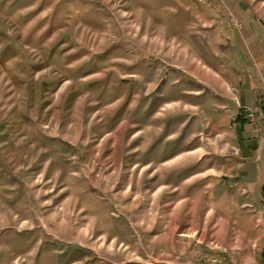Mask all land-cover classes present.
<instances>
[{"label":"rangeland","instance_id":"1","mask_svg":"<svg viewBox=\"0 0 264 264\" xmlns=\"http://www.w3.org/2000/svg\"><path fill=\"white\" fill-rule=\"evenodd\" d=\"M243 12L264 31V0H0V264L264 262V123L214 112L207 54ZM247 162L238 209L201 172Z\"/></svg>","mask_w":264,"mask_h":264},{"label":"crops","instance_id":"2","mask_svg":"<svg viewBox=\"0 0 264 264\" xmlns=\"http://www.w3.org/2000/svg\"><path fill=\"white\" fill-rule=\"evenodd\" d=\"M244 14L245 13L243 12L242 16H244L245 19L244 22L246 23V27L244 28L243 31L244 34L243 35L241 34L242 36L240 37V40L235 42L236 45L238 42L239 49L242 52L238 51L236 48L233 47L234 45L233 42L230 41L231 39L226 38V40L229 41L227 44L219 42L220 40V36H219V38H217L218 39L217 42H215L217 43L215 45L218 46L216 50L212 53L210 51L209 53L207 52L204 53V54L206 53L211 54L217 59H219L221 63L219 66H221L227 72V77H228L227 80L218 77L217 76L218 74H216L213 80L214 83H218V86L220 87H223L224 85L227 86L230 84L236 87V91L234 95L228 92L227 90L228 88L226 89L228 93L225 92V93H221V95H216L217 100L220 101L219 104L221 103V99H219L218 96H220L223 99V102L222 104L215 106L214 108L215 113L216 112L220 113L222 111L223 106H225L227 111L232 112V110L235 109L234 107L235 104L233 103L234 96H236L238 99V103H236L238 107L239 105H243V104L255 105V103H258V101L260 100V99L258 100L260 94L262 95L263 93V91L261 93L262 89L260 88L255 76L260 66H262V69L264 70V58L261 59V55H264V31L248 29L247 25L255 21L253 18H251L248 15H246L245 17ZM250 41L252 44H249ZM263 78H264V72H263ZM237 92L239 94H237ZM207 125L208 124H206L205 126ZM247 127L250 126L245 125L243 127L244 128L243 132H241L243 133L244 137H245L244 133L247 131ZM200 134H202V132H200ZM190 151L192 152L201 151V147L197 146ZM199 155L203 159L207 157L205 151L201 152ZM200 157L199 160H201ZM237 157H238L237 155L234 156V158ZM201 173L203 175H207L205 178H210L217 181L216 185L222 187L223 195L228 196L230 199L234 197L230 194L228 195L229 192L228 188H231L233 185H237V186L239 185L240 186L239 189L241 192L238 196L244 197L245 201H243L238 206V209L251 207L252 205L249 200L251 192L257 193V190L263 189L261 187V182H260L261 180L260 171L256 168L255 165H250L248 164V162L243 164V167L238 172L233 170L229 175L223 174L222 176L224 177H220V175H217V171L214 168H210L208 173L207 170H204ZM211 184L213 183L209 182L208 185L213 186ZM213 187H215V185ZM182 200L183 198L180 199L179 201ZM190 208L191 210H193L194 206L190 205ZM212 211H214L212 207L207 208L205 210L206 213L205 217L209 212Z\"/></svg>","mask_w":264,"mask_h":264},{"label":"built area","instance_id":"3","mask_svg":"<svg viewBox=\"0 0 264 264\" xmlns=\"http://www.w3.org/2000/svg\"><path fill=\"white\" fill-rule=\"evenodd\" d=\"M238 29H242V25H237ZM231 92L236 91V87H229ZM234 100L238 103V99L236 96L233 97ZM239 110L243 113V116L247 123L250 125L259 127L260 123H264V101L260 105H251V104H243L239 105Z\"/></svg>","mask_w":264,"mask_h":264},{"label":"trees","instance_id":"4","mask_svg":"<svg viewBox=\"0 0 264 264\" xmlns=\"http://www.w3.org/2000/svg\"><path fill=\"white\" fill-rule=\"evenodd\" d=\"M238 120H241V121H240L241 124L244 122V120H243L242 118L240 119V117H239ZM262 190H263V189H262ZM261 256H262V258L264 259V249H263V251H262V253H261ZM262 264H264V262H263Z\"/></svg>","mask_w":264,"mask_h":264}]
</instances>
